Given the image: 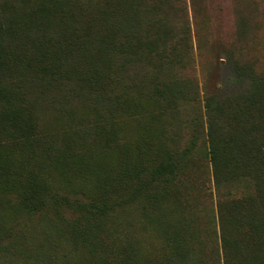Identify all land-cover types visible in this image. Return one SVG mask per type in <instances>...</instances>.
Wrapping results in <instances>:
<instances>
[{
	"label": "trees",
	"instance_id": "trees-1",
	"mask_svg": "<svg viewBox=\"0 0 264 264\" xmlns=\"http://www.w3.org/2000/svg\"><path fill=\"white\" fill-rule=\"evenodd\" d=\"M181 12L179 0H0V264H205L204 241L172 202L197 140L175 141L197 94L180 72ZM230 65L233 90L205 101L219 197L208 240L221 264H264V73ZM141 102L172 128L145 121ZM130 116L148 161L123 154ZM114 151L125 161L102 158ZM6 200L35 233L18 235ZM131 211L141 230L163 233L160 251L132 234Z\"/></svg>",
	"mask_w": 264,
	"mask_h": 264
},
{
	"label": "rangeland",
	"instance_id": "rangeland-1",
	"mask_svg": "<svg viewBox=\"0 0 264 264\" xmlns=\"http://www.w3.org/2000/svg\"><path fill=\"white\" fill-rule=\"evenodd\" d=\"M179 1L182 3L180 14L184 15L188 28L185 66L180 72L183 76L193 79L197 94L194 101L184 106L181 128L179 131H174L175 135L179 134L175 141L181 149H186L190 147L194 133L197 140L187 168L180 177L177 196L179 204H176L175 198H172V202H174L173 206L179 207V211L186 209L185 214L190 219L191 225L195 227L199 240L204 241L205 264H221L220 242L211 247L208 240L209 230H214V226L218 229L219 197L215 190L212 163L208 157L205 101L215 93H221L223 96L227 89H231L232 85L228 82L233 78L230 64L234 60L249 62L255 70L264 73V0ZM146 103L141 102L137 105L145 121L151 120V123L152 121L156 123L161 120L165 132L171 129L172 127L165 122L168 115ZM137 123L136 116L122 119L121 143L128 144L123 154L130 159L148 161L154 158L155 152L152 153L151 158L142 156L137 150L136 143H133L139 136ZM174 133H171V137ZM121 155V151H114L103 155L102 158L105 161L117 162L121 157V160L125 161ZM19 191H22V187ZM3 207L13 213L10 219L14 222L10 224L15 227L18 235L20 232V235L27 237L28 232L30 235L31 232H36L33 230L36 227L25 218L27 215L18 208L16 200H6ZM66 216L69 214L67 213ZM50 218L57 219L53 213L50 214ZM52 221L56 222L54 219ZM127 222L131 225L132 234L142 240L146 249L161 250L163 233L158 232V235H155L150 226H145L147 228L144 229L145 231L141 230L144 223L141 222L138 213L132 211L128 214Z\"/></svg>",
	"mask_w": 264,
	"mask_h": 264
}]
</instances>
